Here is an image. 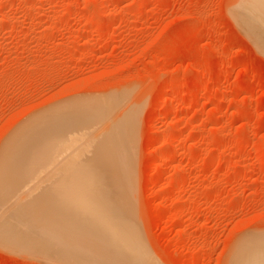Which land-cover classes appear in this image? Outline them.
Listing matches in <instances>:
<instances>
[{
	"label": "rangeland",
	"instance_id": "rangeland-1",
	"mask_svg": "<svg viewBox=\"0 0 264 264\" xmlns=\"http://www.w3.org/2000/svg\"><path fill=\"white\" fill-rule=\"evenodd\" d=\"M244 2L0 0V150L64 104L112 101L123 253L247 264L264 247V41ZM20 255L0 264L55 262Z\"/></svg>",
	"mask_w": 264,
	"mask_h": 264
},
{
	"label": "bare ground",
	"instance_id": "bare-ground-1",
	"mask_svg": "<svg viewBox=\"0 0 264 264\" xmlns=\"http://www.w3.org/2000/svg\"><path fill=\"white\" fill-rule=\"evenodd\" d=\"M241 8L263 42L264 0ZM81 100L28 118L1 147L0 248L54 264H138L122 251L127 171L113 102ZM249 252L247 264H264V247Z\"/></svg>",
	"mask_w": 264,
	"mask_h": 264
}]
</instances>
